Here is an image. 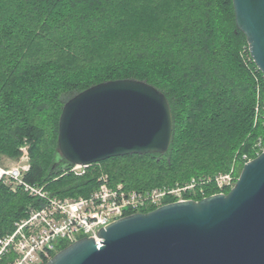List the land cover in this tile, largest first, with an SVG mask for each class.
Here are the masks:
<instances>
[{
  "label": "trees",
  "instance_id": "obj_1",
  "mask_svg": "<svg viewBox=\"0 0 264 264\" xmlns=\"http://www.w3.org/2000/svg\"><path fill=\"white\" fill-rule=\"evenodd\" d=\"M121 78L165 94L169 148L109 157L81 175L65 172L70 164L57 153L64 102ZM263 93L264 75L232 0H0V152L17 155L26 138L25 181L58 195L89 194L101 172L138 190L213 178L232 165L239 172L264 147ZM205 190L217 192L210 184ZM31 203L0 182V236Z\"/></svg>",
  "mask_w": 264,
  "mask_h": 264
},
{
  "label": "water",
  "instance_id": "obj_2",
  "mask_svg": "<svg viewBox=\"0 0 264 264\" xmlns=\"http://www.w3.org/2000/svg\"><path fill=\"white\" fill-rule=\"evenodd\" d=\"M237 27L264 75V0H232ZM173 119L165 94L146 81L96 83L68 98L57 153L68 164L165 153ZM44 264H264V147L244 162L234 185L198 200L165 203L118 218Z\"/></svg>",
  "mask_w": 264,
  "mask_h": 264
},
{
  "label": "built area",
  "instance_id": "obj_3",
  "mask_svg": "<svg viewBox=\"0 0 264 264\" xmlns=\"http://www.w3.org/2000/svg\"><path fill=\"white\" fill-rule=\"evenodd\" d=\"M88 165L70 164L65 172L81 175ZM29 169L28 162L0 165V182L14 192L21 189L32 199L24 216L13 223V230L0 237V264H44L62 242L69 244L82 237L99 241L101 227L127 214L173 201L198 200L205 196L209 184L217 189L215 193H222L235 183L231 170L213 178H191L175 185L138 190L128 189L122 182L113 183L107 173L101 172L89 194L61 196L45 184L26 182L24 176Z\"/></svg>",
  "mask_w": 264,
  "mask_h": 264
},
{
  "label": "rangeland",
  "instance_id": "obj_4",
  "mask_svg": "<svg viewBox=\"0 0 264 264\" xmlns=\"http://www.w3.org/2000/svg\"><path fill=\"white\" fill-rule=\"evenodd\" d=\"M263 96H264V93H263ZM261 106V108L264 110V101H262V103H260L259 107ZM255 109L257 110V106L255 107ZM30 145H29V142L26 138L23 139L22 143L18 146V154L17 155H14V156H10V155H7L6 153L4 152H0V165L2 166H10V165H14L16 163H24V162H28L30 164V149H29ZM24 148L25 149V152H23L21 149ZM232 171L233 173V176L235 178V181L238 177V174L239 172L236 170L235 166L232 165L230 167V169L226 172H229V171ZM220 173H224V172H220ZM219 174V173H218ZM217 175V174H216ZM216 175H214L213 177H215ZM191 179V178H190ZM188 179V180H190ZM188 180H185L183 182H186ZM183 182H180V181H176L175 183H173L172 185H175V184H179V183H183ZM212 186H214L213 184H210ZM9 191L15 193L14 191H12L10 188H8ZM229 190V189H228ZM227 190V191H228ZM206 196V195H205ZM1 237V236H0Z\"/></svg>",
  "mask_w": 264,
  "mask_h": 264
}]
</instances>
